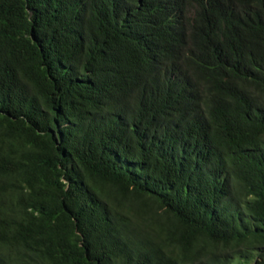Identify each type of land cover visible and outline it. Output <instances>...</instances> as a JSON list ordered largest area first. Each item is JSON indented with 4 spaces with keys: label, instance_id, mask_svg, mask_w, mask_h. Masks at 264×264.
<instances>
[{
    "label": "trees",
    "instance_id": "1",
    "mask_svg": "<svg viewBox=\"0 0 264 264\" xmlns=\"http://www.w3.org/2000/svg\"><path fill=\"white\" fill-rule=\"evenodd\" d=\"M0 264H264V0H0Z\"/></svg>",
    "mask_w": 264,
    "mask_h": 264
}]
</instances>
